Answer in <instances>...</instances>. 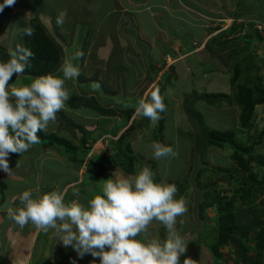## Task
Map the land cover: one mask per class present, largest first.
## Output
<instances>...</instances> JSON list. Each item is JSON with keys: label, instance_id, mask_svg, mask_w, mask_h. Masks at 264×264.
Segmentation results:
<instances>
[{"label": "crops", "instance_id": "1", "mask_svg": "<svg viewBox=\"0 0 264 264\" xmlns=\"http://www.w3.org/2000/svg\"><path fill=\"white\" fill-rule=\"evenodd\" d=\"M113 2L114 9L111 10L113 22L118 27V30L113 32L114 38H110L109 34L103 33L99 24L90 20L88 11L82 9L88 5L87 2L81 4V9L73 11V15L67 16L63 27H58L56 24V17L61 9L56 7V10L52 11L53 17L48 14L51 12L43 10L38 12L43 25L45 22L49 26V28H45L46 31L62 51V63L65 58L76 50L83 51L85 55L81 59L73 61L80 68L79 76L82 75L83 79L74 85L77 89L72 87L69 89L71 95L66 101V107L56 114V121L49 126L48 132L64 136L61 131L65 129V134L71 140L77 141L76 145H78V139L73 137L74 133L71 132V127L66 122L74 119L72 120L73 122L82 125L87 131L93 132L95 135L100 133L97 122L99 118L103 119L104 116L96 109L90 107L73 108L71 106L73 98L78 96L91 97L99 105L100 101L104 102L105 105H100L101 107L105 110H111L113 113L115 112L112 116L105 114L107 117H111L107 123H110L114 118L118 119L106 135L115 134L114 136L117 135L119 137L133 121H136V117H134L136 114L135 109L129 119L122 113L124 112V107L119 105L118 99L120 96L121 98L126 96L132 100L133 97L131 96L138 95L142 97L146 91L156 90L159 83L161 89L162 85L171 84L172 76L168 81H161V75L166 73L165 69L168 67H172L170 68L171 73L173 75L175 73V80L180 87L181 82L189 74H192V71H200L202 70L201 66L205 63H212L216 65L214 71L210 70L212 73H216L213 76V80L208 79V82H204L203 79L191 81L188 84L191 92L186 95V92L181 90L184 95L180 110L185 112L184 106L186 102L192 99L197 102L193 109L200 112L203 117V114L206 113L208 117L209 115L213 117L210 111L219 109L225 113L230 110L227 105H231V108L234 107V113L237 114V123L234 122L231 125L234 127L231 130L237 131L235 137L238 141L245 138L247 143L249 136L245 134V131L239 129L240 108L230 99L204 98L202 96L213 94L229 95L230 90L234 93V88H228L227 84H230V78L236 63L241 62L245 57H249V59L248 62L242 64V69L246 73L245 66H248V69H250L248 73H254L253 77L259 80L264 89V41L256 34L243 33L240 24L237 22L239 19L249 18L264 22V0H114ZM68 6L66 3L65 7ZM24 9L26 10V8H23L20 12L22 17L19 15L18 17L22 18V20H27L29 16L22 13L25 11ZM162 17L166 18L169 30H172L176 37L174 38L168 34L162 37V51L159 52V59L154 60L152 54L156 45H152L151 41L155 43L153 39L156 40L158 37L148 36L146 31L142 33L139 28V21L145 18L147 22L155 25L156 27L152 34L156 35L165 30L158 23V20L162 19ZM16 23L14 17L13 19H7L2 24L0 31V46L2 48H14L17 44L16 35L17 39H20L19 34H17L18 25L16 26ZM133 28H135L137 33L135 36L130 33ZM182 29L185 30V34H180ZM121 30H123V36H121ZM144 34L150 39V42H147ZM186 35L189 37L186 38ZM134 40L143 41L147 44L148 53L146 55H148V58L145 61L151 67L149 70L152 73L141 76L142 79L136 78V82L131 84L128 90L125 89L126 91H124L123 89L125 87L128 88L129 85L126 86L124 82L122 84V81L121 85L119 84L117 65L120 62V58H115L111 64L112 53L115 42L118 48H126ZM79 44H81V47L78 48ZM132 44L134 46L133 42ZM133 49L136 52V46ZM167 57L173 60L168 67L165 64ZM116 61L117 64L115 63ZM189 61H193L192 64H189ZM135 64L142 65L143 63L139 61L135 62ZM179 64L181 65L178 66ZM59 69L53 75L62 76ZM136 69L139 70V68ZM93 70H95L94 74L89 73ZM224 78L227 82L226 86L215 87ZM12 82L18 86L28 85L31 83V77L23 74L22 76L14 77ZM70 82L73 83V80L66 81V87H68L67 84ZM94 82L105 83V86L107 85L109 89L106 87L101 93L92 88L90 90ZM204 83L210 84V87H206L207 85ZM196 86L203 87L206 92L195 91L194 88ZM88 88L89 90H86ZM221 88L223 89L221 90ZM109 97H117V99H109ZM224 100L225 106L223 105ZM201 101L206 104L203 103L201 105L199 103ZM203 105L205 108L202 107ZM67 109H69L70 115L64 112ZM263 111L264 104L257 105L254 109V130L251 131V133L254 132L252 135L254 138L259 133L262 134V137L264 135ZM78 113L82 114L83 117L77 115ZM141 118L142 116L139 119ZM161 118L165 120L163 116ZM188 118L190 117L188 116ZM61 119H64L65 125H62ZM85 122H90L88 124L90 127ZM222 127L226 128L227 126ZM262 137L258 144L264 142ZM89 142H87L86 147L89 146ZM91 149L90 154L84 159L83 166L80 168L77 167L72 157L68 154H63L59 149L45 144L33 145L22 155H16L8 159L9 167L13 169L12 174L8 175L0 170V264H31L33 261L43 264H74L73 257L78 262L93 263L92 259L94 258L90 255L80 258L71 247H64L56 240L53 230L45 233L36 230L31 224L20 229L18 225L7 217V208L18 206L17 195L24 190H33L34 195L52 190L64 191L65 201L70 196V202L80 199L76 197H80L78 194L81 190L87 191L88 196L84 200L97 194L98 191L93 192L94 187L91 184L95 180L85 173L86 163L90 156L93 155L92 151L94 149ZM69 160L74 166L73 169L68 167L67 161ZM59 166H64L70 171H74V173L69 172V176H67L66 171L61 172V174L54 172ZM87 180H89V183L86 185ZM37 189L39 190L38 193L35 191ZM79 202L82 203V199Z\"/></svg>", "mask_w": 264, "mask_h": 264}, {"label": "clouds", "instance_id": "2", "mask_svg": "<svg viewBox=\"0 0 264 264\" xmlns=\"http://www.w3.org/2000/svg\"><path fill=\"white\" fill-rule=\"evenodd\" d=\"M15 2L3 0L0 12ZM66 18L67 11H60L57 26L63 27ZM21 31L28 37L35 33L31 25ZM8 56L7 61L0 62V170L11 175L10 154L20 156L39 144L38 133H47L56 121V114L65 109L71 95L66 81L79 77L80 68L73 61L81 59L84 53L76 50L64 59L59 69L62 76L41 75L30 84L19 86L12 82L13 78L25 73L35 54L16 44L8 49ZM100 87L98 82L91 85L93 90ZM124 106L134 107L137 115L152 123L166 111L159 89L146 91L134 105ZM149 148L151 158L156 161L178 155L173 147L159 142H152ZM177 192L174 183L157 182L153 171L145 166L132 175L114 171L103 180L100 192L84 203L66 202L64 191L34 195L33 190H24L17 195L18 206L7 208V217L20 229L31 224L45 233L53 230L56 240L64 247H71L80 258L90 255L93 264L96 258L99 264H180L188 245L176 224L187 208L183 198H176ZM154 221L167 230L163 242L148 239L149 226ZM183 264H192V260L186 258Z\"/></svg>", "mask_w": 264, "mask_h": 264}, {"label": "trees", "instance_id": "3", "mask_svg": "<svg viewBox=\"0 0 264 264\" xmlns=\"http://www.w3.org/2000/svg\"><path fill=\"white\" fill-rule=\"evenodd\" d=\"M0 3H3V0H0ZM43 4L41 0L20 2L22 8H29L34 12H31L32 16L27 20L19 18L18 15L22 17L20 13L14 14L13 6L5 7L0 12V31L2 24L7 19L15 17L16 26L18 25L17 34H19V37L22 36L23 46L29 48L35 54V57L30 61V66L24 73L31 79L41 75L53 74L60 68L62 63L60 47L46 31L39 18V11L36 12L35 10V5L41 7ZM28 25L35 29V33L31 37L23 35L21 31L23 27ZM15 39H17V35ZM261 39L263 40V38ZM8 59L7 50L0 46V62ZM248 59L249 57H245L244 60L236 63L230 78V83L232 88H234V93L230 100L240 108L239 129L245 131L247 136L254 130L255 107L264 104L262 84L257 78L253 77L254 73H248L250 71L248 66H245L246 73L241 67L244 62H248ZM161 76L162 82L171 78V75L167 73ZM82 79L81 75L77 81L81 82ZM202 97L229 99L230 96L213 94L203 95ZM118 101L122 107L127 102H123L124 100L121 98ZM196 103L195 100L193 103L188 101V104L184 106L186 114L192 121L191 123L198 124V133L195 136L196 147L198 146L203 153L207 147L220 149L227 147L231 149L229 159L233 165L231 167H215L211 169L214 173L219 174L218 181H223L227 186L221 189L218 188L216 179L211 175L203 177L206 169L195 167L190 169V171H194L192 178L196 180V187L200 188V190L196 191L198 203L195 209L197 210V217L194 219V221H197L199 232L196 241H189L186 244L188 245L187 251L181 255L180 264H183L186 259L191 245L195 246L196 252L194 264H202L200 262L202 252L206 254V262L204 264H226L229 261L232 264H264V156L254 153V143L250 144L251 139H254V142L258 144L262 134H256L255 138L249 137L247 144L244 145L236 139V130L220 131L207 127L204 124L202 114L193 109ZM71 106L73 108L85 106L96 109L104 116L106 122H109L111 117H107L105 114H108V116L115 114L111 110H105L91 97L76 96L73 98ZM123 111L122 113L129 119L134 113V108H126L124 106ZM148 120L142 117L138 122L133 121L120 134L117 140L111 141L112 146L110 149L112 152L110 154L90 156L85 166V173L94 180H98L103 174V176H108L109 173L104 166L105 162H107L126 175L134 174L136 156H134L130 144V140L133 138L131 133L136 132L140 128H148ZM159 120L162 121V118ZM66 122L70 125L71 132L74 133L73 137L78 139V145L72 143L71 141L73 140L71 138L68 139L67 136L56 135L48 131L47 133H38L40 143L36 145L45 144L59 149L61 153L71 156L74 163L80 168L83 166L84 159L91 149V145L86 147L87 142H96L99 137L109 133V130L104 127H98L100 133L95 135V133L87 131L82 125L76 124L72 120H67ZM161 127L158 128V133H161ZM155 142H157V139ZM168 146L172 147L171 144ZM16 155L18 154H10V157ZM185 177H188V175L186 174ZM168 183H174L177 186L179 196L184 195L190 188V186H181L178 181H169ZM209 209H214L215 212V216L210 222L207 220Z\"/></svg>", "mask_w": 264, "mask_h": 264}, {"label": "rangeland", "instance_id": "4", "mask_svg": "<svg viewBox=\"0 0 264 264\" xmlns=\"http://www.w3.org/2000/svg\"><path fill=\"white\" fill-rule=\"evenodd\" d=\"M27 2L28 0H21L18 1L16 0L14 6L12 7L13 12L16 13H20L23 8L20 6V2ZM32 1V0H29ZM28 1V2H29ZM114 0H45L42 1L44 4L41 7H38L37 5L35 10L36 12L43 10L46 12H51L48 13L50 16H54V14L52 13V11L56 10V7L61 9L60 11H67V16H71L70 14L73 15V11H77L78 9H81V4L83 2H87L88 5L86 7H83L82 9L85 11H88V16L90 18V20L92 22H97V24H99V26L102 29V32L105 34H109L110 38H114V33L116 30H118V27L115 26L114 24V20H113V14L112 11L114 9ZM46 2V4H45ZM81 2V3H78ZM90 2V3H89ZM68 4V7H65V4ZM25 10V9H24ZM59 11V12H60ZM31 10L29 8H27L24 12H22L25 15H28L29 17H31ZM58 12V13H59ZM33 13V12H32ZM158 23L162 25V27L165 29L163 30L162 33L159 34H152V31L155 29V25L150 24V22H147V20L144 18L142 21H139V28L140 31L142 33H144L146 31V34H148V36L151 37H158L156 40L153 39L155 41L152 42V45H156V48L153 50V54H152V58L154 60H158L159 59V52L162 51V37H164L166 34L168 35H172V37H176V35L173 33V31L169 30L168 27V21L166 20V18L159 19ZM132 25V24H130ZM135 25V24H134ZM44 26L45 28H49L48 24H45L44 22ZM184 29L180 30V34H185L184 33ZM131 35L135 36L137 35L135 28H133V30L130 31ZM123 30H121V36H123ZM22 36H20V39H16L17 44H21L23 45V39L21 38ZM144 37H146V35L144 34ZM189 37L188 35H186V38ZM127 42V41H125ZM134 46H136L137 50L135 52V50L133 49V44ZM130 43L129 47H119L117 46V43L115 42V46H114V50L112 53V62L114 61V59H118V57L120 58V62L117 65V70L119 71V77H118V82L121 85V81L122 84L123 82L126 84V86L129 85V87H125L123 90L126 91L130 88L131 84L135 83V79L139 78L142 79L141 76L143 75H150V70L151 67H149V65H147L146 61L148 58V55H146V53H148V47L147 44L143 41H139V40H134ZM147 42H150V39L147 38ZM81 47V44H79L78 48ZM161 47V48H160ZM6 49V48H4ZM9 49V48H8ZM8 49L7 53H8ZM85 56V55H84ZM83 56V57H84ZM118 61V60H117ZM117 61L115 62L117 64ZM139 62L141 61L143 64L142 65H136L135 62ZM193 61H189V64H192ZM181 64H179L178 66H180ZM139 68V70H137L136 68ZM162 68V67H161ZM172 67H168L165 69L166 73L172 76L171 79V84H166V85H162V89H161V85L160 83L158 84L156 89H159V93L160 95L163 97V102L166 105V111L160 113L161 116L164 117L165 120L162 119L158 120L156 123H152L150 120H148L147 122L149 123L148 128L143 129L140 128L138 129L136 132L131 133V135L133 136V138H131L130 140V144H131V148L133 151L134 156H136V160L135 165H134V171H138L140 168L142 167H149L153 173H154V179L157 182H160L162 180H165L167 182L169 181H178V183L181 186H190V188L186 191V193L183 195L179 196V191L176 194V198H183L186 201V208L187 211L183 216H180L177 218V224H176V229L179 232V234L184 238L185 243L187 244L189 241H196L197 240V235H198V224L197 221H194V219H196L197 217V203H198V199H197V190H200V188L196 187V180H193L192 178V173L194 171H190V169H192L193 167L195 168H202V169H206L205 173L203 174V177L205 176H209L211 175L214 179H216L217 182V186L218 188H224L227 187L225 185V183L223 181H218V176L219 174L214 173L211 169L215 168V167H220V168H225V167H231L233 165V163L230 161L229 159V155L231 153V149L225 147L224 149H220V148H216V147H207L206 149H204V153L200 150V148L195 144V139H196V134L198 133V124L196 125V123H191L192 121H190V119L188 118V115L185 112H182L180 110L181 108V104H183V93L181 90L185 91V95L188 94L189 92H191L190 90V84L191 81L196 80L199 81L201 79H203L204 82H208L210 80H213V76L216 73H212L211 71H214L216 69V65L210 63H205L203 66H201L202 70L200 71H192V74H189V76L180 84V87L178 86L177 81L175 80V73L174 75L171 73V69ZM211 70V71H210ZM95 70L90 71L89 73L94 74ZM206 71V72H205ZM100 73V72H99ZM224 76V75H223ZM165 78V77H164ZM219 78V77H216ZM32 80V79H31ZM103 81V80H102ZM78 81L75 79L73 80V83H68V89H70L71 87L73 89H77V87H74V85L77 83ZM205 85H207L206 87H210V84L208 83H204ZM227 82L225 81V78L222 79V81H220L217 85H215V87H224L226 86ZM101 87L99 90H97L98 92H102L104 89H106L107 85L105 86L104 84H101ZM182 86V87H181ZM174 87V88H173ZM227 87L232 89V85L231 83L227 84ZM133 88V86H132ZM107 89H109L107 87ZM126 89V90H125ZM195 91H199V92H206L204 91V88L201 86H196V88H194ZM223 88H221L222 90ZM86 90H89L86 89ZM91 90V87H90ZM136 91V90H135ZM166 92V93H165ZM232 90H230L229 93V99H231L232 96ZM191 94V93H190ZM133 95V94H132ZM120 96V95H117ZM133 97L132 100H130V98H127L126 96H123L121 98V96L119 98H121L122 100H124L123 102H126V104H135L139 98H141L140 96H131ZM187 98V96H186ZM109 99H117V97H109ZM119 100V99H118ZM192 103L194 102V100H189ZM100 105L104 106V102H99ZM201 105L205 102L201 101L199 102ZM124 104V105H126ZM186 104H188V101L186 102ZM223 105L225 106V100ZM188 107H192L190 105H187ZM229 106L228 108L230 109L228 112L223 113L222 111H220L219 109H214V111H210L212 116L211 117L208 114H203L204 115V124L207 125L210 129H218L220 131H226V130H231L234 129V127H232L231 125L234 124V122L237 123V114L234 113V107L231 108V105H227ZM124 107V106H123ZM203 108L204 105L202 106ZM201 107V109H202ZM203 110V109H202ZM66 114H69V109L64 111ZM264 112V111H263ZM80 117H83L82 114H77ZM168 116V118H167ZM134 117H136V122H138L140 119V116L135 114ZM139 119V120H137ZM62 120V125H65L64 119ZM74 120V119H71ZM117 118H114L111 120L110 123H107L105 121V119L99 118L98 119V126L97 127H105L106 129L110 130V128L113 126V124L117 121ZM91 122V121H90ZM90 122H85L86 125L90 124ZM151 125V126H150ZM89 126V125H88ZM160 126H162V130L161 133H158V128H160ZM222 126H227L226 128H223ZM229 126V127H228ZM90 127V126H89ZM55 128V127H54ZM62 135L67 136V134H65V129L61 131ZM254 132H252L249 137L250 138H254L252 137ZM115 135V134H114ZM114 135H102V137H99L97 140H100V142L96 143V142H89L88 144L91 145V148H93L94 150L92 151L93 155H105V154H110L112 152L111 148V141H115L117 140L118 136H114ZM68 137V136H67ZM111 137V138H110ZM240 137V136H237ZM264 137V135H263ZM262 137L263 141L264 138ZM69 139V137H68ZM157 139V142L164 144L165 146H168L169 144H171V146L174 148V150L178 153L177 157L175 158H170V159H164V160H160V161H156L154 159L151 158V150L149 148V145L152 142H155V140ZM102 140V141H101ZM72 143H75L77 141H71ZM248 142V141H247ZM240 143H243L244 145L247 144L246 143V139L242 138V140L240 141ZM254 143V153L256 154H260L262 156H264V142H262L261 144H256L254 142V139L250 140V144ZM197 152H196V150ZM92 150V149H91ZM91 151H89L88 154H90ZM87 154V155H88ZM86 155V157H87ZM92 155V156H93ZM71 157V156H70ZM86 162V161H85ZM68 167L70 169H73L74 166L72 165L71 160L67 161ZM104 166L107 169V172L110 174H108V176H103L98 178V180H95L94 182H92L91 184L94 187V191L96 192L98 191V193L100 192V185L103 183V180L108 179V177L110 178V176L112 175V173L114 171H116L117 173H123L124 175H126L124 172H122L121 170H118V168H115L113 165H110L109 163L105 162ZM66 171L67 176H69V172L70 173H74V171H70L69 169H67L64 166H59L56 171V173L61 174V172ZM186 174L188 175V177H185ZM56 182V181H55ZM89 183V180H87L86 185ZM93 189V188H92ZM97 193V194H98ZM93 194V193H92ZM80 197H76V198H80L82 199V203H84L86 200H84V198L87 195V191L85 190H81L80 193L78 194ZM90 195V194H89ZM70 196H68L66 198V202H70L69 200ZM80 199H76V200H80ZM215 216V212L214 209L211 210L209 209L207 212V220L208 222H210L211 219H213ZM181 221H183V223H181ZM200 222V221H199ZM148 239H156L159 240L161 242H163L166 238H167V230L166 228L160 224L159 222H153L150 226H149V230H148ZM138 239H140V237H138ZM226 251V250H224ZM76 258L73 257V262L75 261L74 264H93L92 262H78V260H75ZM94 259H92L93 261ZM200 262H202V264H204L206 262V254L205 252H202L200 255ZM31 264H43V263H38L36 261H33ZM95 264H99V259H95ZM226 264H232L231 261L227 262Z\"/></svg>", "mask_w": 264, "mask_h": 264}, {"label": "built area", "instance_id": "5", "mask_svg": "<svg viewBox=\"0 0 264 264\" xmlns=\"http://www.w3.org/2000/svg\"><path fill=\"white\" fill-rule=\"evenodd\" d=\"M238 24L241 25V31L243 33L256 34L264 41V23L256 19H239ZM173 60L169 57L166 58L165 64L168 67ZM102 141V140H101ZM100 142V140L98 141ZM96 142V143H98ZM93 149V148H92Z\"/></svg>", "mask_w": 264, "mask_h": 264}, {"label": "water", "instance_id": "6", "mask_svg": "<svg viewBox=\"0 0 264 264\" xmlns=\"http://www.w3.org/2000/svg\"><path fill=\"white\" fill-rule=\"evenodd\" d=\"M195 254H196V252H195V246L194 245H191L189 247L188 252H187L186 258L191 259L192 260V264L195 263Z\"/></svg>", "mask_w": 264, "mask_h": 264}]
</instances>
